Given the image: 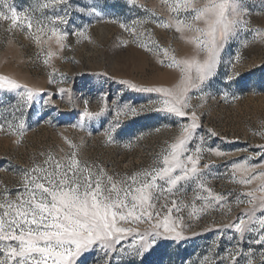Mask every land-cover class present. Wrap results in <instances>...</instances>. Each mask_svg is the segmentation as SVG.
<instances>
[{
    "label": "rangeland",
    "instance_id": "obj_1",
    "mask_svg": "<svg viewBox=\"0 0 264 264\" xmlns=\"http://www.w3.org/2000/svg\"><path fill=\"white\" fill-rule=\"evenodd\" d=\"M46 3L51 4V0H0V11L9 16L10 8L22 18L26 14L34 21L63 16L67 23L59 27L69 33L67 47L62 50L47 36L41 37L40 44L31 42L25 38L27 33L20 29L15 31L16 43L9 46L11 37L3 32L9 22L0 21V75H9L21 84L55 93L54 98L41 93L31 102H25L20 98L22 90H0V124L4 125V130L0 131V202L15 201L18 196L26 195L24 170L42 166L49 155L53 161H64L73 150L78 159L96 166L93 170L97 175L98 169H102L105 182L107 177L115 181L130 177L153 163L155 155L176 129L170 119H162L164 114L155 111L158 107L153 104L158 98L155 93L135 91L120 83L129 81L137 87L164 86L172 78L170 71L159 63L163 53L156 48L146 51L138 44L152 40L161 46L171 45L181 53L187 50L178 34L155 24L137 27L139 35L135 41L120 27L121 23L131 27L137 19H150L140 5L167 20L162 0H135V3L133 0H64L45 9ZM93 6L97 14H91ZM247 6L250 15L245 19L247 28L252 31L242 29L222 50L216 72L204 88L206 99L197 109L202 124L198 136L205 137V147L227 153L223 157L206 153L204 157V163L211 161L218 166L210 169L205 177L207 186L215 192L247 191L231 182L227 174L231 166L226 162H240L243 157L253 155L257 145L264 144V42L254 31L259 29L264 33V0H247ZM80 32L85 35L76 34ZM245 42L247 46L242 47ZM49 51L54 55L47 57L49 62L45 64ZM50 78L54 82L49 83ZM61 88L69 91L60 93ZM109 94V106L119 100L121 105L131 104L138 109L134 117H120L112 142L104 133L114 119L115 109L112 114L105 113L92 121L89 127L82 129L78 123L85 100L89 101L91 110L97 111L101 97ZM200 95L193 93V104L201 103ZM49 99L52 103L45 105L44 101ZM142 106L143 111H139ZM20 123L24 124L23 136L9 127L11 124L18 128ZM209 129L216 135L209 136ZM17 140L20 142H14ZM68 141L76 148L73 149ZM192 197L189 189L180 200L187 204ZM164 203L165 198L161 197L157 209L160 210ZM228 205L231 211L227 207L218 208L199 218L189 217L190 209H185L181 238L160 237L142 256L121 254L119 248L116 255L106 256L96 245L77 258L78 264H108L109 259L112 264H206V260L232 264L230 256L236 255L238 249L247 253L250 246L257 252L258 261L261 246L250 243L254 234L247 235L238 244V234L235 239H229L232 230L224 233L216 230L249 207L247 203L237 204L235 197ZM173 215L178 214L174 212ZM128 226L141 232L149 227L146 223ZM132 239H126L121 247H128ZM239 264L246 262L240 258Z\"/></svg>",
    "mask_w": 264,
    "mask_h": 264
},
{
    "label": "snow or ice",
    "instance_id": "obj_2",
    "mask_svg": "<svg viewBox=\"0 0 264 264\" xmlns=\"http://www.w3.org/2000/svg\"><path fill=\"white\" fill-rule=\"evenodd\" d=\"M63 2L51 0V4L46 3L43 8L55 7ZM162 3L168 13L167 20L140 5L150 19H137L131 27L121 23L120 27L129 32L135 41L139 35L137 27L155 24L178 34L187 50L181 53L171 45L161 46L152 40L138 44L146 51L156 48L162 52L163 58L159 63L170 71L172 78L164 86L137 87L129 81L120 83L127 84L135 91L155 93L158 97L153 101L158 105L155 111L163 113L162 119H170V123L176 125L174 135L164 142L148 168L119 181L107 177L105 182L103 170L98 169L97 175V171L93 170L96 166L78 159L75 150L64 161H53L49 155L42 166L24 170L26 195L18 196L15 201L5 199L0 202V264H78L77 258L96 245L104 250L106 256L109 253L116 255L118 248L121 254L142 256L160 237L181 238L185 227V209H190L188 215L191 218H199L209 210L218 208L227 207L231 211L228 202L233 197L237 204L247 203L249 207L238 213L232 222L216 230L221 233L232 230L233 235L229 239H235L238 234V244L247 235L254 234L250 243L261 246L258 261L257 252L252 246L247 253L238 249L230 260L232 264H239L240 258L246 264H264V144L257 145L254 154L243 157L240 162H226L231 166L227 173L231 182L247 188V191L215 192L207 186L205 177L210 174V169L218 166L211 161L204 163V157L206 153L216 157L226 156L227 153L210 146L206 148L205 137L198 136L202 124L197 109L206 99L204 88L216 72L222 50L229 41L239 36L242 29L252 31L247 28L248 21L245 19L250 15L247 0H162ZM9 10L10 16L0 11V21L9 22L3 29L11 37L8 39L9 46L16 43L15 31L20 29L27 33L26 39L36 44L42 42V36H47L58 49L67 47L69 33L59 27L67 23L63 16L34 21L26 14L22 18L15 9ZM91 14H97L95 6ZM254 31L264 42V33L259 29ZM76 34L85 35L84 32ZM247 44L245 42L242 47ZM52 55L53 51L46 54L45 64L49 62L47 57ZM52 82L50 78L49 83ZM0 90H22L20 98L25 102H31L41 93L51 98L55 96V93L21 84L9 75H0ZM68 91L59 89L60 93ZM194 92L201 93V103H192ZM109 99L110 94L102 96L97 111L91 110L89 101L85 100L78 123L82 129L89 127L92 121L105 113L112 114V109H115L114 119L104 133L107 140L112 142L120 117H134L138 109L131 104L121 105L119 100L109 106ZM69 102H72L71 97ZM44 103L50 105L52 99ZM139 111H143V106ZM9 127L23 136V123L18 128H13L11 124ZM3 130L4 125L0 124V131ZM207 132L209 136L216 135L210 129ZM68 143L73 149L76 148L70 141ZM189 189L193 197L190 203L184 204L180 197L186 195ZM161 197L165 198V203L158 210ZM174 212L178 215L174 216ZM143 223L149 227L142 232L128 226ZM128 238H133L131 244L121 247ZM108 264H112L111 259ZM206 264H220V261L206 260Z\"/></svg>",
    "mask_w": 264,
    "mask_h": 264
}]
</instances>
